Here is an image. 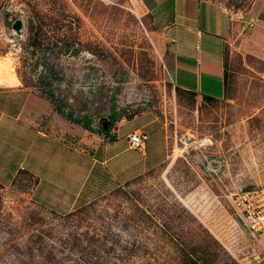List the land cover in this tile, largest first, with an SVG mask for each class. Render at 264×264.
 I'll return each mask as SVG.
<instances>
[{"label":"rangeland","instance_id":"374dc122","mask_svg":"<svg viewBox=\"0 0 264 264\" xmlns=\"http://www.w3.org/2000/svg\"><path fill=\"white\" fill-rule=\"evenodd\" d=\"M0 76L96 131L149 111L169 153L66 215L35 204L19 172L0 186V264H264V233L244 221L264 196V62L229 48L223 96L204 98L175 85L132 0H0Z\"/></svg>","mask_w":264,"mask_h":264},{"label":"crops","instance_id":"0c3cea01","mask_svg":"<svg viewBox=\"0 0 264 264\" xmlns=\"http://www.w3.org/2000/svg\"><path fill=\"white\" fill-rule=\"evenodd\" d=\"M162 36L175 85L220 98L229 48L264 62V0H132ZM133 122L131 131L120 128ZM143 131L139 147L128 136ZM166 129L149 111L115 121L105 135L58 113L34 89L0 86V186L19 172L34 180L33 202L66 215L162 165ZM32 180V181H33Z\"/></svg>","mask_w":264,"mask_h":264},{"label":"built area","instance_id":"2783aa9c","mask_svg":"<svg viewBox=\"0 0 264 264\" xmlns=\"http://www.w3.org/2000/svg\"><path fill=\"white\" fill-rule=\"evenodd\" d=\"M144 138L143 131H134L129 134L128 141L131 146L139 147ZM256 202V204L250 202L246 204L244 221L250 228L264 233V196L262 195Z\"/></svg>","mask_w":264,"mask_h":264},{"label":"trees","instance_id":"16d2710c","mask_svg":"<svg viewBox=\"0 0 264 264\" xmlns=\"http://www.w3.org/2000/svg\"><path fill=\"white\" fill-rule=\"evenodd\" d=\"M224 80H225V73H224ZM187 92H191V91H187ZM193 94H195L194 92H191ZM204 98H213L211 96L208 95H202ZM60 113V112H59ZM61 114V113H60ZM68 120H70V118L67 117ZM74 122L80 123L83 127H85L86 129L93 131V128L91 127V121L89 118L84 117L83 119H78V120H74ZM113 119H110L107 121V127L103 128L102 125H100V132H102L103 134L107 135L108 134V130L110 128V126L113 124Z\"/></svg>","mask_w":264,"mask_h":264},{"label":"water","instance_id":"95a60500","mask_svg":"<svg viewBox=\"0 0 264 264\" xmlns=\"http://www.w3.org/2000/svg\"><path fill=\"white\" fill-rule=\"evenodd\" d=\"M13 27L19 29L20 26L17 25V27H16L15 24H14ZM101 125L103 126V128H106V127H107V121H106V120L102 121V122H101Z\"/></svg>","mask_w":264,"mask_h":264},{"label":"bare ground","instance_id":"6f19581e","mask_svg":"<svg viewBox=\"0 0 264 264\" xmlns=\"http://www.w3.org/2000/svg\"><path fill=\"white\" fill-rule=\"evenodd\" d=\"M1 76H2V75H1ZM1 76H0V82L5 81L4 78H2ZM3 83H4V82H3Z\"/></svg>","mask_w":264,"mask_h":264}]
</instances>
